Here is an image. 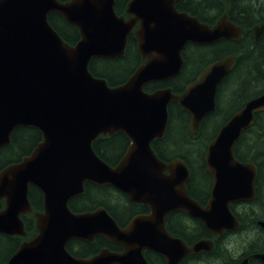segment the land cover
<instances>
[{"label": "water", "instance_id": "1", "mask_svg": "<svg viewBox=\"0 0 264 264\" xmlns=\"http://www.w3.org/2000/svg\"><path fill=\"white\" fill-rule=\"evenodd\" d=\"M174 1L130 0L125 15L131 18L125 19L115 14L114 0H0V149L19 127H33L43 138L29 156L0 171V234L25 238L21 215L32 211L29 187L43 196V210L35 215L37 235L23 241L7 264H148L146 250L166 264H180L187 255L212 252L214 244L204 239L187 246L169 235L164 222L169 213L184 212L213 236L238 228L229 205L255 199L257 170L253 163L238 161L233 148L254 115L264 111V93L247 101L208 144L204 162L212 178L210 197L199 205L187 192L185 163L160 161L151 144L164 137L170 102L190 115L189 130L197 134L215 111L217 88L236 58L229 55L208 65L181 95L169 88L146 93L143 87L177 76L186 44L238 40L241 28L225 18L209 28L177 13ZM51 13L78 30L74 46L49 24ZM137 23L134 36L145 63L123 85L110 87L90 73L89 63L121 57ZM263 30V25L253 27L255 44ZM116 132L130 144L112 167L96 155L92 143ZM85 183L109 185L150 212L123 228L101 207L74 213L68 203L83 193ZM258 225L264 231V221ZM97 237L122 251L104 248L83 259L66 248L71 241L92 243ZM250 260L264 264V251L238 264Z\"/></svg>", "mask_w": 264, "mask_h": 264}, {"label": "trees", "instance_id": "2", "mask_svg": "<svg viewBox=\"0 0 264 264\" xmlns=\"http://www.w3.org/2000/svg\"><path fill=\"white\" fill-rule=\"evenodd\" d=\"M58 1L67 2L70 0ZM129 1L114 0V12L117 16H125V8ZM244 6L252 8L255 18L260 15L264 16L262 10L260 12L256 11L255 0H251L239 8ZM125 17L127 18V16ZM48 22L67 44L74 46L80 40L78 30L67 24L62 16L51 13L48 15ZM243 39L242 37L238 41H232L230 48L224 50L229 52L222 56L225 58L228 55H235L236 57L235 66L228 75V80L225 82L226 87L224 86L225 90L222 92L224 95L223 102L226 105L224 116L219 117V111L222 107L218 98L216 99L217 109L202 121L197 134H192L189 130L190 115L176 103L171 102L167 108L168 121L164 137L152 143V148L161 161L169 163L175 159H180L185 163L189 171V179L186 182L187 192L201 206L210 197L212 180L210 174L206 171L204 156L207 151V145L232 116L226 110L234 106L242 108L247 101L264 93V34L256 44L253 40L247 38L252 43L253 49L245 54L241 52V50L245 49L242 43ZM223 53L225 52L221 54ZM143 62L136 49V42L132 34H130L127 37L124 54L121 57L113 59L93 58L88 68L94 77L106 80L110 87H116L123 85ZM192 78L193 69L189 63H186L183 65L178 77L166 83H151L144 90L153 92L161 88H170L174 94H181ZM263 120L264 111L256 113L252 126L242 132L233 148L234 156L238 161L253 163L257 170L254 184L255 199L247 203L249 204H246L247 206L232 204L230 207L233 215L240 222L237 228L239 229L238 232H244L246 230L244 227L250 224L251 221L264 220V217H259L253 209L255 206H261L264 209ZM255 129L256 131H254ZM251 132L255 133L253 135L254 138L249 139L244 150L241 146L246 141V135ZM42 141V134L33 127L15 129L11 134L10 144L0 149V171L29 156ZM129 144V139L124 133L116 132L111 136L98 137L92 143V148L100 159L113 167L123 157ZM28 200L32 207V212L21 216L26 237H9L0 234V264H7L23 241H28L37 235L33 213L42 212L43 196L39 190L30 186ZM68 207L74 213L92 212L100 207L104 208L119 226L134 216L147 213L148 210L147 206L131 203L127 196L109 185L92 183H85L83 193L70 200ZM190 221L187 214L178 211L165 217V228L169 235L181 238L187 246H192L194 243L204 239H210L213 243L216 241V244L212 252L187 255L180 264H233L235 262V258L225 248L224 243L226 240L223 238L214 239L205 226L197 220L193 219V228H191L192 223ZM66 248L72 256L83 259L96 255L104 248L112 252L121 251L120 246L111 244L103 237L95 238L92 243L79 240L71 241ZM263 251L264 240H260V243H258L253 238L251 240L248 239V248L245 252L256 254ZM143 256L148 264H166L163 257L152 251H143Z\"/></svg>", "mask_w": 264, "mask_h": 264}, {"label": "flooded vegetation", "instance_id": "3", "mask_svg": "<svg viewBox=\"0 0 264 264\" xmlns=\"http://www.w3.org/2000/svg\"><path fill=\"white\" fill-rule=\"evenodd\" d=\"M250 1L251 0H175L173 5H174V9H175V11L177 13L185 14V15H187L190 18L197 19L200 23L208 25L209 28H212L221 19L225 18L228 21H230L231 23H233L236 26L241 28V35H242L241 37H243L244 39H245V37H247V38H250L249 40H253L254 41L253 27L255 25L256 26L257 25H263V27H264V19H263L264 16L260 15L258 18L257 17L255 18V15H253V10H252L251 7L247 8L246 6H244L242 8H239L241 5L249 3ZM255 5H256V11L260 12V10H262L263 11V15H264V0H255ZM129 18H131V16H127L126 19H129ZM252 18H254V19H252ZM138 26H139V24L137 23L133 27L132 31L130 32V34H132L135 42H136V39H135V36H134V32L138 29ZM263 32H264V30H263ZM130 34L128 36H130ZM232 41H234V40H232V39H221V40L215 41V42H213V43H211L209 45H195V44H192V43H188V44L185 45L183 51H181V57L183 59V65H185L186 63H189V65L193 69V78L185 86L184 90L186 89V87L189 84L194 83L195 81H197V79L199 78L200 74L203 72V70L208 65H210V64H212V63H214L216 61H219L221 59H224V57H222V56L229 52V51H224V50L225 49L228 50V48H230V44L232 43ZM136 49H137V42H136ZM137 51H138V49H137ZM222 52H225V53L221 54ZM225 57H227V56H225ZM213 58H215V59H213ZM143 61H144L143 63H145V60H143ZM182 68H183V66H182ZM182 68H181V71H182ZM179 74L177 76L169 78L167 80L146 83L144 85V87H143V90L145 89V87L147 85H149L151 83H166V82L178 77ZM227 77L218 86L217 91H216V95H215V100L218 99V98L220 99V96H221L222 92H224L225 89L223 90V88L225 86V82L228 80ZM161 89H167V88H161ZM161 89H158V90H161ZM144 92L153 93L155 91L148 92V91L144 90ZM183 92H181V94ZM181 94H175V95H181ZM215 104H216V109H217V102H215ZM240 109L241 108L234 107L230 111V115L233 116ZM119 161H120V159L117 161V163L115 165H117L119 163ZM165 173H167V172H165ZM206 203L207 202H205L204 205H206ZM247 203H250V202H235V203H231L229 205V207H231L232 204H237L238 206H241V205L245 206ZM139 205H141V204H139ZM204 205H202V206H204ZM247 205H249V204H247ZM143 206H145V205H143ZM149 212H150V210H149V207H148L147 213L139 214L137 216L147 215V214H149ZM175 212H178V211H175ZM175 212L169 213L168 215L173 214ZM28 214H31V212L28 213ZM36 214L37 213H35V215ZM33 216H34V214H33ZM137 216L132 217L126 223H123L122 225H120V226L118 225V226L122 227V228L125 227L133 218H135ZM190 220H191L190 222L192 223L191 228H193V219L190 218ZM259 221H264V220H261V219L254 220V224H253V221H251L250 224H248V225H246L244 227V229H246V230L249 229L251 231L258 232V233H256L253 236L254 237L253 239L255 241H257V242L259 240H264V231L261 229V227H259V225H258ZM239 225H240V222H239ZM238 230L239 229H236L235 231H232V232H224L221 236H213V235L212 236L214 237V239L217 238L216 240H219V239L223 238L224 240L228 241L229 238L235 234V232H238ZM213 244L215 245L216 241ZM121 251H122V249H121ZM251 254L252 253H247V252L244 253L243 252L237 258H235V262L233 264L240 263L243 259H245L246 257L250 256ZM210 264H212V263H210ZM249 264H262V263H260L258 261H255V260H250Z\"/></svg>", "mask_w": 264, "mask_h": 264}, {"label": "rangeland", "instance_id": "4", "mask_svg": "<svg viewBox=\"0 0 264 264\" xmlns=\"http://www.w3.org/2000/svg\"><path fill=\"white\" fill-rule=\"evenodd\" d=\"M247 40V38L246 39H243L242 40V43L244 44V47H245V49L244 50H241V52H242V54H245V53H248L249 51H251L252 49H253V46H252V43L250 42V41H246ZM249 43V44H248ZM251 44V45H250ZM255 49V48H254ZM262 85V84H261ZM261 85H260V87H261ZM264 85V84H263ZM226 87V86H225ZM225 87L223 88V90L225 89ZM259 87V88H260ZM258 88V89H259ZM222 90V91H223ZM224 95L223 94H221V96H220V101H221V109H220V111H219V117L221 118V117H223L224 116V108L226 107V105H224V102H223V100H224V97H223ZM235 107V106H234ZM234 107H232L231 109H229V110H226L228 113L234 108ZM262 127L264 128V120H263V124H262ZM254 131H256V129L254 130ZM253 131V132H254ZM255 133H249L248 135H246V141L244 142V145L243 146H241V147H243L244 148V150H245V145L247 144V142L249 141V139H251V138H254L253 137V135H254ZM253 209L256 211V213H257V215L259 216V217H261V218H263L264 216V209H262V207H257V206H255V207H253ZM253 224H254V221H253ZM256 234V232L254 233L253 231H251V230H249V229H247V230H245L244 232H242V231H240V232H235V234L233 235V236H231L230 238H232V237H236L237 239H239L240 241H241V244H240V254H242L243 252H245L246 251V249L248 248V237H249V235H255ZM230 238H229V240H230ZM228 240V241H229ZM258 243H260V240L258 241ZM224 245H225V243H224Z\"/></svg>", "mask_w": 264, "mask_h": 264}, {"label": "clouds", "instance_id": "5", "mask_svg": "<svg viewBox=\"0 0 264 264\" xmlns=\"http://www.w3.org/2000/svg\"><path fill=\"white\" fill-rule=\"evenodd\" d=\"M252 238H254L253 235H249L248 239L251 240ZM240 244L241 241L236 237H232L229 241H225V248L233 258H237L240 255Z\"/></svg>", "mask_w": 264, "mask_h": 264}]
</instances>
